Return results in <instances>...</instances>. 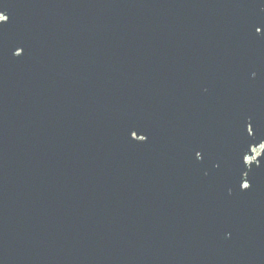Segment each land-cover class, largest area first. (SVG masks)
<instances>
[{"label":"water","instance_id":"95a60500","mask_svg":"<svg viewBox=\"0 0 264 264\" xmlns=\"http://www.w3.org/2000/svg\"><path fill=\"white\" fill-rule=\"evenodd\" d=\"M0 264H264V0H0Z\"/></svg>","mask_w":264,"mask_h":264},{"label":"rangeland","instance_id":"374dc122","mask_svg":"<svg viewBox=\"0 0 264 264\" xmlns=\"http://www.w3.org/2000/svg\"><path fill=\"white\" fill-rule=\"evenodd\" d=\"M260 150H261V147L253 149V156L251 158H248V160H253L260 153Z\"/></svg>","mask_w":264,"mask_h":264}]
</instances>
